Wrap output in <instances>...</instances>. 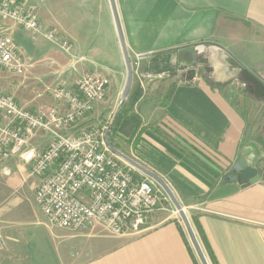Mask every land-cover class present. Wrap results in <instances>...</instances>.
<instances>
[{
    "label": "crops",
    "instance_id": "obj_1",
    "mask_svg": "<svg viewBox=\"0 0 264 264\" xmlns=\"http://www.w3.org/2000/svg\"><path fill=\"white\" fill-rule=\"evenodd\" d=\"M114 2L132 64L120 104L126 69L109 0H32L43 29H60L71 50L17 27L13 37L30 66L25 76L0 67V90L33 108L54 104L45 84L73 85L90 70L108 75L105 101L80 125L115 114L113 146L167 177L180 204L198 215L218 264H264V175L248 185L224 179L247 142L264 144L263 132L254 137L264 99L238 78L232 60L264 83V0ZM188 46L190 74L188 55L178 54ZM11 166L0 174V264H196L178 221L164 211L153 212L139 234L48 228L34 203L37 178Z\"/></svg>",
    "mask_w": 264,
    "mask_h": 264
},
{
    "label": "built area",
    "instance_id": "obj_2",
    "mask_svg": "<svg viewBox=\"0 0 264 264\" xmlns=\"http://www.w3.org/2000/svg\"><path fill=\"white\" fill-rule=\"evenodd\" d=\"M31 2L0 0V67L12 75L25 76L30 66L14 40L17 27L41 34L65 53L71 50L60 29H43ZM109 85L110 77L100 70L86 71L73 85L45 84L43 92L54 104L33 108L0 90V174H9L14 162L37 178L34 203L52 227L137 234L153 212L173 208L185 225V207L167 177L113 146L115 114L100 125H80L95 103L105 101Z\"/></svg>",
    "mask_w": 264,
    "mask_h": 264
},
{
    "label": "water",
    "instance_id": "obj_3",
    "mask_svg": "<svg viewBox=\"0 0 264 264\" xmlns=\"http://www.w3.org/2000/svg\"><path fill=\"white\" fill-rule=\"evenodd\" d=\"M109 5H110L111 14H112L114 26L116 29V33L118 36V40L123 50L124 63H125V69H126L125 83H124L121 96H120L121 97L120 101H122L126 97V94L131 85L132 64H131V60H130V57H129V54L126 48L122 30L120 27L114 0H109ZM178 54L179 56H182V54L188 55V60L185 63L186 68L184 72L186 74H190L191 72H193L194 62H195L194 46L180 48L178 51ZM232 60L239 68L238 78L249 84V86L252 89V94L254 97L259 98V99H264V83H262L256 76H254L246 67L237 63L236 61H234V59ZM245 146L251 149V158L248 160L243 154H241L238 160L233 164L232 169L235 172L228 173L226 175V178L229 181L239 180L241 183L248 185V184L257 182L261 179V175L258 171V168L253 165L255 159L259 157L261 151L258 145L254 141L247 142ZM181 215L184 219L187 229L192 231L187 215L184 212H182ZM193 238L195 239L194 235H193Z\"/></svg>",
    "mask_w": 264,
    "mask_h": 264
},
{
    "label": "rangeland",
    "instance_id": "obj_4",
    "mask_svg": "<svg viewBox=\"0 0 264 264\" xmlns=\"http://www.w3.org/2000/svg\"><path fill=\"white\" fill-rule=\"evenodd\" d=\"M263 115H264V112H263ZM106 120V119H105ZM263 121L261 120H258V123L256 124V134L254 135V137H258L257 135H260L262 134V132L264 133V123H262ZM103 124V123H101ZM260 137V136H259ZM263 141V140H262ZM141 159L142 161H145V162H149L145 159H142V158H139ZM255 166L261 171V173H263L264 175V144L262 146V150H261V154L259 157H257L256 161H255ZM168 214H172L171 218L174 219V220H177L178 219V224L180 225V227L182 228V231L184 233V236L186 238V241L188 243V246L197 262V264H211V262L209 261L208 259V256L205 252V250L203 249V246L201 244V241H200V238H199V235L196 231V229L193 227L192 223H191V219H190V216L195 214V211H192L191 209H185V213L187 215V218L189 220V224L192 228V232L190 234V231L187 230L186 228V225H184V223L182 222V218L180 217L179 215V212H175V209L173 208V212H166ZM184 220V219H183ZM46 221V220H45ZM46 223V226L48 228H51L52 230H59V229H56L52 226H50L47 222ZM61 231H63L64 234H75V233H84L85 231L83 230H77V231H71V230H62L60 229ZM93 233L95 234H98V235H101L103 234L104 232H101L99 230V228H96L93 230ZM139 234V233H137ZM193 235L195 237V239L193 238ZM115 237V236H113ZM200 252L202 253V255L200 254Z\"/></svg>",
    "mask_w": 264,
    "mask_h": 264
},
{
    "label": "trees",
    "instance_id": "obj_5",
    "mask_svg": "<svg viewBox=\"0 0 264 264\" xmlns=\"http://www.w3.org/2000/svg\"><path fill=\"white\" fill-rule=\"evenodd\" d=\"M224 179L226 180V175L224 177ZM198 215L197 214H193L190 216V219H191V223L193 225V227L196 229L198 235H199V238H200V241H201V244L203 246V249L205 250L207 256H208V259L209 261L211 262V264H218V261L216 259V256L214 255L211 247H210V244L208 243L207 241V238L204 234V231L201 227V225L199 224L198 222V219H197ZM180 230L182 231V228L180 227ZM188 230V229H187ZM190 231V230H189ZM182 234L184 236V233L182 231ZM190 234H191V231H190ZM185 238V236H184ZM186 239V238H185ZM187 242V241H186ZM195 260V259H194ZM195 263L197 264L196 260H195Z\"/></svg>",
    "mask_w": 264,
    "mask_h": 264
},
{
    "label": "flooded vegetation",
    "instance_id": "obj_6",
    "mask_svg": "<svg viewBox=\"0 0 264 264\" xmlns=\"http://www.w3.org/2000/svg\"><path fill=\"white\" fill-rule=\"evenodd\" d=\"M261 151V150H260ZM261 154V153H260ZM245 157H246V159H250L251 158V149H249V150H247L246 151V154H243ZM260 156V155H259ZM257 159V158H256ZM256 159H255V161H256ZM255 161H254V163H253V165L255 166ZM258 171H259V173H260V175H261V177H262V175H263V173H261V171L258 169ZM232 172H235L234 170L232 171ZM231 173V172H230Z\"/></svg>",
    "mask_w": 264,
    "mask_h": 264
}]
</instances>
